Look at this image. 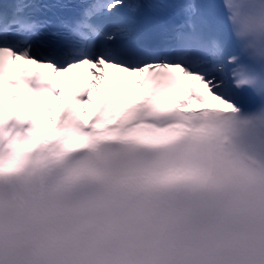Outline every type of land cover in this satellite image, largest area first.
<instances>
[{
    "label": "snow or ice",
    "instance_id": "6c2138e0",
    "mask_svg": "<svg viewBox=\"0 0 264 264\" xmlns=\"http://www.w3.org/2000/svg\"><path fill=\"white\" fill-rule=\"evenodd\" d=\"M0 264H264V0L0 4Z\"/></svg>",
    "mask_w": 264,
    "mask_h": 264
},
{
    "label": "bare ground",
    "instance_id": "6f19581e",
    "mask_svg": "<svg viewBox=\"0 0 264 264\" xmlns=\"http://www.w3.org/2000/svg\"><path fill=\"white\" fill-rule=\"evenodd\" d=\"M194 83H195L196 85H199L200 82H199V81H195Z\"/></svg>",
    "mask_w": 264,
    "mask_h": 264
}]
</instances>
